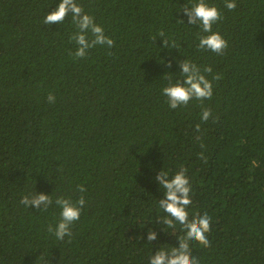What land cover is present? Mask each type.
<instances>
[{
    "label": "trees",
    "instance_id": "16d2710c",
    "mask_svg": "<svg viewBox=\"0 0 264 264\" xmlns=\"http://www.w3.org/2000/svg\"><path fill=\"white\" fill-rule=\"evenodd\" d=\"M59 2L0 0V264H149L184 235L156 221L155 176L181 167L189 218H211V247L190 242L199 264H264V0H236L232 11L206 0L223 17L212 26L223 55L198 49L200 28L181 10L194 0H77L115 41L84 58L70 54L71 15L42 22ZM184 59L212 68L207 122L200 101L173 110L162 95ZM35 192L51 196L46 211L20 203ZM81 195L71 238L57 240L47 230L60 219L56 198Z\"/></svg>",
    "mask_w": 264,
    "mask_h": 264
},
{
    "label": "clouds",
    "instance_id": "9594fccd",
    "mask_svg": "<svg viewBox=\"0 0 264 264\" xmlns=\"http://www.w3.org/2000/svg\"><path fill=\"white\" fill-rule=\"evenodd\" d=\"M225 7L229 10H235L237 7L236 0H224ZM184 15L187 16V23L200 28L198 33L199 43L197 45L200 50H207L217 55H223L228 48L227 41L219 32H213V24L220 21L223 17L219 9L215 5H209L206 0H194L189 7L185 4L182 9ZM71 15L72 23L77 31L70 36V41L74 42L76 50L70 53L75 58H84L88 54V50L97 46H107L112 48L115 41L105 34L104 28L95 22V18L84 11V8L77 3V0H60L58 5L50 12H47L43 18V24L53 25L61 24L66 17ZM184 23L182 20H180ZM89 34L90 37L89 38ZM163 38L164 48H176L174 41L170 42L165 38L163 31L158 33ZM153 39H156L154 37ZM182 79H177L175 83L169 77L168 83L162 88V95L167 98L170 109H177L180 106H187L190 101H200L202 106L201 120L207 122L212 118L210 108L203 107L205 100H210L213 96V85L204 73H212L211 66L201 68L187 60L177 61ZM171 61L167 67L171 68ZM219 75H213V80H219ZM56 97L49 93L47 101L54 103ZM215 122V119L213 120ZM195 131L200 132V125H196ZM199 135L197 139H199ZM200 157L206 161L203 152ZM187 169L181 167L171 177L169 173L161 169L155 176V180L159 187L164 189L163 195L158 200L159 208L163 210V216H157L156 221L163 224L167 229L175 231L176 225L182 227L184 235L177 238L178 246L171 249H160L155 251L154 255L149 257V264H199V261L193 256L190 242H197L204 248L211 247L207 233L211 231V218L207 213L203 215L196 214L191 219L187 211L188 207L193 203L191 199V183L187 175ZM80 193L86 192L84 185H78ZM20 203L26 207L34 206L37 210L46 211L52 204L53 200L50 195L44 193H33L30 196L25 195L21 198ZM56 206L60 209V219L53 225H48L47 230L53 234L57 240L63 241L65 237L71 238L72 226L79 221L81 211L86 204L85 197L81 195L75 202L69 198L58 196L55 200ZM165 232V229H162ZM147 240L151 244L157 240V232L151 228L147 232Z\"/></svg>",
    "mask_w": 264,
    "mask_h": 264
}]
</instances>
